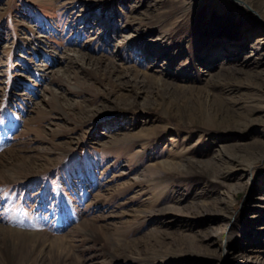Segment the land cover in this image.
Returning a JSON list of instances; mask_svg holds the SVG:
<instances>
[{"label":"rangeland","instance_id":"374dc122","mask_svg":"<svg viewBox=\"0 0 264 264\" xmlns=\"http://www.w3.org/2000/svg\"><path fill=\"white\" fill-rule=\"evenodd\" d=\"M243 1L0 0V264H264V0Z\"/></svg>","mask_w":264,"mask_h":264},{"label":"bare ground","instance_id":"6f19581e","mask_svg":"<svg viewBox=\"0 0 264 264\" xmlns=\"http://www.w3.org/2000/svg\"><path fill=\"white\" fill-rule=\"evenodd\" d=\"M235 1H238L239 3L240 2H243V0H235ZM257 2V0H256ZM245 4V3H244ZM76 57V56H75ZM78 57V56H77ZM72 58L71 61H70V64L71 65H74V64H78L79 62H83L82 64L84 65V59H82L81 57V60H79V58ZM86 65H91L92 67L94 68H100L103 64L102 62L97 59V60H93L91 58H89L87 60V63ZM104 69L105 71L107 72L108 74V77L110 78L109 81H112V84H114L116 87L118 88H126L128 86L130 87H139L141 89L145 88V84H143V82L141 80H138V79H130L129 78V70L126 69L125 67H120L118 64H116L115 62L113 61H110L109 63H107L106 65H104ZM232 74H234V70L233 69H230ZM104 74V73H103ZM153 86V85H152ZM251 86V85H248V87ZM256 88L257 92L258 93H261V94H264V84H259L258 86L256 85H252ZM238 84H234L232 86V88H238ZM254 87H251V88H254ZM165 95V92L164 90L161 88V86L159 84H155L153 87H150L149 88V97L156 101L158 100L160 97L164 96ZM192 103V102H191ZM18 236H23V237H32V236H36L35 233H21V232H18L16 231L15 232ZM22 238V237H21ZM23 239V238H22ZM26 240V238H25ZM9 261V259H8Z\"/></svg>","mask_w":264,"mask_h":264}]
</instances>
